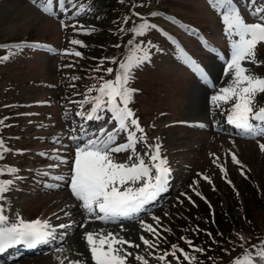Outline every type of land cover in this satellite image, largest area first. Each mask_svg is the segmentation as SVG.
I'll use <instances>...</instances> for the list:
<instances>
[{"label": "rangeland", "instance_id": "rangeland-1", "mask_svg": "<svg viewBox=\"0 0 264 264\" xmlns=\"http://www.w3.org/2000/svg\"><path fill=\"white\" fill-rule=\"evenodd\" d=\"M165 1H167L163 3L165 10L179 15L189 23L199 25L203 35L208 34L211 41L220 45V51L205 56L202 54L201 42L204 41L201 37L194 40L186 32H182V41L201 60L203 64L199 61V65L206 69L215 86L211 88L196 72L194 74L189 72L184 66V61L175 54L174 49L165 48L164 53L161 51L160 55V48L154 42L146 49L150 59L133 71V76L141 74L140 79L142 76V83L137 85V91L133 95V99L139 100V110L145 117V120L141 119L139 124L144 129L147 144H159L160 154L167 160L166 166L170 169V175L166 188L170 192L168 194L166 190L161 192L163 202L142 219L133 221V224L136 223V231L139 234L134 238V243L137 244L139 241L141 247L135 250L127 245L122 246L132 253V256L127 259V264H141L135 259L136 256H143L148 264H177L176 259L171 255L163 262L157 257L163 255L165 251L171 252L169 248L180 237L179 230L183 231V228L192 219L200 221L199 224H201L206 222V218H210L205 216V209H200L197 206L199 203L197 199L203 195L211 201L214 199V193L221 195L223 198L220 199L226 202L228 208L230 207L229 213L240 219L244 214L237 209L234 200V198L239 200V197L249 209L258 207V211L250 214V217L259 219L264 215V200L257 195L255 186H252V181H258L264 195V151L260 147L261 144H264V137L250 138L239 132H233L228 127L227 118L234 101L227 104L220 102L219 107L211 102V97L217 95L221 88L233 84L232 74L225 75L223 72L230 59L229 41L231 38L225 34V25L222 23L221 15L209 5L208 0ZM81 2V0H72L69 3L66 0L65 10L60 8L59 0H53L52 11L54 8L57 15L49 16L37 5H34L31 0H0L1 42L28 39L55 50V52L40 53V55L39 52L34 51V54L20 58L18 63L0 68L4 78L3 88L7 95L4 97L3 106L18 108L21 112L16 114L17 111H15L14 114L11 112L6 114L9 115L6 123L15 125L23 120L26 129L29 128L30 131L34 132L40 128L42 132L55 135L56 138L49 139L50 148L46 147L45 151L47 149L57 151L56 156L45 158L42 167H40L41 165L37 167L39 160L32 156L23 159L8 158L13 164L31 163L35 169L34 174H37L38 177V180L31 179L30 176L24 174L21 179L23 184L21 190L9 189L5 194V199L0 200V208L3 209V214L8 217L9 224L16 222L18 217L26 222L44 218L42 221L45 220L49 223L51 210L57 212L59 206L65 209L76 204L70 196L71 192L64 185L70 181L72 162L78 146L84 147L90 141L107 139V134L110 133L114 134L116 145L127 143V133L119 131L111 112L107 110L101 119L96 117L95 113L94 117L89 120L84 111L77 109V100L74 97L80 98L81 95L78 96V94L84 91L86 95H91V92H87L86 89L89 87L87 85L91 81L92 71L83 59L91 57L96 61H101L107 53H117L118 51L121 53L117 62L119 64L129 57H133L131 51L135 47H129L128 50H116L118 45L107 48L100 46V41H94L97 39L84 38L80 42L91 43L98 49L90 48V45L75 49L74 44L71 43L73 41L72 30L62 27L57 21L67 19L64 17L70 13L75 15L81 13L83 11ZM73 3L76 5L75 7H73ZM233 4L238 7L247 23H254L257 19L251 15V12L253 8L264 7V0H257L254 5L251 0H233ZM86 6L87 11L94 9L96 12L97 10L96 5ZM165 18L170 19L167 16ZM55 20L57 21L55 22ZM165 22L169 23L168 20ZM109 27L107 26L106 29H110ZM171 27L178 32L181 31L173 24ZM102 36L111 39L113 35L104 33ZM140 39V36L136 37V41ZM157 39L159 40V38ZM126 40V36L122 37L120 45L125 46ZM262 47L264 48V44ZM75 52H80L81 55L76 56ZM30 53L32 52L30 51ZM4 56L7 55L3 53L2 57ZM260 60L258 61V52H256V62H244L243 66L250 73L264 77V59L260 58ZM69 64L80 65L79 70L75 72ZM74 75L80 78L79 82L71 81L74 79ZM18 100L20 101L19 105L12 102ZM57 104H59L58 113H45L48 109L57 107ZM66 106H69L70 110ZM260 106H264V94H258L255 98V107ZM36 113L41 114L38 116L39 119L29 123V116ZM19 114L26 115L20 117ZM201 124L204 127H200ZM85 128L87 132H85ZM75 131L76 135L73 134ZM140 135L142 134L137 133V136ZM90 136H94V138L91 139ZM58 137L68 140L70 143L64 142L65 144H63L59 142ZM18 142L17 147L22 144L35 145L37 143L34 141L21 142V140ZM54 144H56L55 148ZM147 144L141 142L136 145V154L143 157L146 162L148 157L144 153L148 151ZM36 145H40V143ZM62 145H66V148H58ZM28 148L30 149L31 146ZM111 155L118 163L131 164L133 162L129 159V156L132 155L130 152ZM233 155L239 163L233 162ZM60 160H66L67 163H60ZM221 169L224 171L222 172ZM19 171L27 172L24 167ZM56 176H62L63 179L56 180L54 179ZM138 186L134 185V187ZM64 193H68V198L63 201L61 196ZM35 214L39 215L37 219L33 218L36 217ZM87 218L94 222L96 216L92 217L91 215ZM154 218H158L159 224ZM100 221L113 226L110 229H95L88 232H101L104 235H107L108 232L117 233L116 236L124 239L125 232L119 230L125 223H128L127 221L108 223L103 219ZM241 223L237 219V224ZM66 224L70 225L71 223ZM144 225H152L160 232L163 239L151 235L145 230ZM69 227L66 230L62 228L59 233L68 231L67 236L70 235L73 228ZM114 227L116 229H113ZM200 228H204L207 235L206 227L192 224L191 235L194 239L201 232ZM141 236L159 246L154 249L146 247L140 240ZM64 237L62 236L60 239ZM207 237L210 238V234L204 236L201 243H205ZM50 253H53L52 250L47 248L41 255L21 258L13 261L12 264H61V262L62 264H76L78 261L71 251H61L53 258L48 257ZM6 255L14 256L16 250L8 249ZM177 256L180 257V264H188L182 256L178 254Z\"/></svg>", "mask_w": 264, "mask_h": 264}, {"label": "snow or ice", "instance_id": "snow-or-ice-1", "mask_svg": "<svg viewBox=\"0 0 264 264\" xmlns=\"http://www.w3.org/2000/svg\"><path fill=\"white\" fill-rule=\"evenodd\" d=\"M31 2L45 14L54 15L53 0H39V3L38 0H31ZM67 2L71 3L72 0H67ZM256 2L257 0H251L253 5ZM208 3L221 15L222 23L225 25V34L231 38L229 41L231 54L224 74L231 73L233 80L231 86L221 88L217 95L212 96L211 102L219 107L220 102L227 104L234 101L227 118L228 123L250 138L264 137V127H260L264 125V106L255 107L256 96L264 94V77L250 73L243 66L244 62H256L257 46L264 43V7L253 8L251 15L258 22L247 23L238 8L234 6L233 0H208ZM65 4L66 0H59L61 9H65ZM75 6L73 3V7ZM154 28L155 25L142 22L134 25L131 31L135 35L142 36L146 31ZM71 43L80 44L81 42L73 40ZM137 51L140 50L137 49ZM74 55L80 56L81 53L75 52ZM181 56L183 61L192 67L203 81L208 82L209 74L204 68L183 50H181ZM8 58V56H4L0 60L6 61ZM149 59V53L144 51L142 55L129 57L120 62L115 79L104 80L94 89L98 95L92 100L86 97L84 101L93 105L92 114L106 108L112 113L119 131L127 133V143L125 144L116 145L114 134L110 133L107 134V139L90 141L84 147L78 146L75 151L70 176L72 195L81 202V206L87 214H95L100 219L127 217L139 212L146 203L151 202L159 193L163 192L168 184L170 169L166 166V158L160 154V145L147 144L144 129L135 118L134 111L129 107L133 95L137 91L130 87L133 71ZM112 62L116 63L115 60ZM106 72L111 75L113 69L108 68ZM92 90L90 89V91ZM88 118L91 119L92 115L90 114ZM200 127H204V125L201 124ZM137 133L142 135L137 136ZM141 142L147 144L148 151L144 153L148 157L147 162L136 154V145ZM260 147L264 151V144H261ZM3 149L4 143L0 141V150ZM120 152L132 153L129 159L133 162L131 164L116 162L111 154ZM232 159L233 162L239 163L235 155L232 156ZM59 162L67 163L66 160ZM4 171L0 170V175H3ZM7 171L14 173L16 170L10 168ZM221 171L224 170L221 169ZM54 179L62 180L63 177L56 176ZM11 184L12 180L0 181V200L5 199V194L9 191ZM134 185L139 186L134 187ZM154 219L159 224L158 218ZM83 226L81 225V227ZM50 227L47 221L26 222L19 217L16 222L9 224L8 217L3 214V209L0 208V253L17 244L34 246L37 243L46 242V239L52 235L48 231ZM57 227L64 228L65 225L61 224ZM144 228L154 237L163 239L160 232L152 225H144ZM84 238L94 264H127V259L132 256V253L118 246L126 244L129 248L140 247L139 244L134 245L131 241L119 238L114 233L104 235L86 232ZM140 240L148 248L154 249L159 246L143 236L140 237ZM186 243L195 252L203 251V249L194 247L190 240ZM178 252L188 264H194L196 261L195 256H190L175 244L171 245V252L165 251L157 259L163 262L171 255L176 259L177 264H180ZM135 259L141 264H148L143 256H136ZM76 264H81V262L77 261ZM232 264H264V246L254 252L245 250L244 255L233 260Z\"/></svg>", "mask_w": 264, "mask_h": 264}, {"label": "trees", "instance_id": "trees-1", "mask_svg": "<svg viewBox=\"0 0 264 264\" xmlns=\"http://www.w3.org/2000/svg\"><path fill=\"white\" fill-rule=\"evenodd\" d=\"M101 2L102 5V12L96 18L99 23H94V27L89 29V32L82 33L80 28L75 29L76 31L73 32V40H83L82 34L85 36V39L94 40L99 42L100 46L103 47H113L108 43L111 39H106L102 36V34L106 33L103 29V24L106 22H111L114 25L115 30L121 29L124 32V20L119 18L120 12H127L128 17L126 20L127 27L130 29L133 28L134 25H138L140 23H136L139 20L138 14L134 13L139 11L141 13L149 14L151 16L155 14L159 8L164 9L158 0H97ZM158 2V3H157ZM133 6V7H132ZM132 7V8H131ZM102 27V29H100ZM84 28V27H83ZM132 32V31H131ZM102 33V34H101ZM101 35V36H100ZM113 37V36H112ZM23 40V39H18ZM1 42V41H0ZM8 42V41H6ZM90 45V46H89ZM75 49H78L84 46H89L90 48L98 49L96 46H92V44H88L84 42L80 44L73 45ZM20 49H10L6 51V55L9 57L8 60L3 61L0 67L9 66V63L12 64L15 60H17L18 52ZM14 53V54H13ZM111 54V55H110ZM110 55L107 60L106 56ZM105 58H102L101 61H96L93 58H86L83 59L87 65L92 68L94 79H98L100 76H104L106 74V67L112 68L115 65L112 61L115 60L116 63L120 59L121 53L117 51L107 53ZM100 72V73H99ZM1 82V78H0ZM1 85V83H0ZM90 92V91H89ZM4 93L0 89V141H3L4 147L6 146H16L19 140L21 142L29 141L28 138L30 137V132L26 129V124L22 120L18 124H13L10 127H6V119L5 115L9 112L13 113L17 111L16 114L21 113L18 108H6L3 106L4 101ZM28 144H22V146L17 147L18 149H25L28 148ZM1 181V180H0ZM252 186H255L257 191V195L260 196L264 200L263 189L260 188L259 182H253ZM236 193V192H235ZM239 197V195H238ZM204 198V199H203ZM214 198V199H213ZM213 201L207 199L205 195L198 198L197 201L199 202L198 207L200 209H205L206 211L205 216H209L210 218L205 219V223L199 224L200 221H194L192 219L191 222L187 223L184 230L179 232L180 237L174 243L180 249L188 251L192 256L196 257V260L200 264H232V261L238 257H242L244 255L245 250L254 252L259 250L261 246H264V215L259 219L250 217V214H254L258 211V207L255 206L250 208L242 203V200L239 197V200H235V204L237 209L243 212L242 219L237 218L236 216H232L229 212V208L226 205V202L220 198L221 195L214 193ZM219 199V201H217ZM226 200V199H225ZM221 203V209H220ZM226 206V207H225ZM229 206V205H228ZM224 209H223V208ZM261 209V208H260ZM248 211V212H247ZM202 215V213H201ZM237 219L241 221V224H237ZM260 220V222H258ZM192 224H196L200 227L207 228V235L210 234V238L207 237V241L205 243H201V240L206 235L205 229L200 228L201 232L199 235L194 239L191 235V226ZM191 241L192 245L196 248L203 249L202 252H195L186 241ZM179 253V252H178Z\"/></svg>", "mask_w": 264, "mask_h": 264}, {"label": "bare ground", "instance_id": "bare-ground-1", "mask_svg": "<svg viewBox=\"0 0 264 264\" xmlns=\"http://www.w3.org/2000/svg\"><path fill=\"white\" fill-rule=\"evenodd\" d=\"M215 65H217V64H215ZM224 70H223V72H224ZM69 180H70V177H69ZM64 186L66 187L67 190L69 189V191L71 192L70 182ZM70 196H72V198L74 199L76 204L73 206H70L68 208H65V209H63L62 206H59V209H57V212H52V210H51L50 220H49L50 223H48V224H55L58 221H75L74 223H71L70 225L65 223V227L63 228L66 230V229H68V226H70L73 229L71 230L70 235L67 236L68 231H65V232H67L64 234L65 237L61 238V239H57L56 244L52 248H49V250H52L53 253L48 254V257L53 258L56 255H58L61 251H63V252L71 251V252H73L75 257L78 259V261L81 262V264H93V261L91 259V253L88 250L87 243L85 242V238H84L85 233L88 231H93L95 229H97V230L110 229L113 225L112 226L106 225L101 221H94V222L89 221L87 217L91 216V215L87 214L84 211V209L81 206V202L76 200V198L72 195V192H71ZM67 198H68V193H64L61 196V200H63V201L67 200ZM42 219H44V218H40L39 220L42 221ZM103 220L107 221L105 218ZM133 223L134 222H131V221L128 223H125V225L122 227L123 229L121 228L119 231L125 232V236H124L125 240L131 241L134 243V238L137 237L139 234L136 231V229H137V227L135 225L136 223L135 224H133ZM81 225H84V226L81 227ZM61 229L62 228H58L59 231ZM113 229H116V228L114 227ZM118 234H120V233H118ZM116 235H117V233H116ZM120 235L123 236L122 234H120ZM138 242H137V244H139ZM134 245H136V243H134ZM118 247H122V246H118ZM140 247H141V245H140ZM140 247H139V249H140ZM133 248L135 250L138 249L136 247H133ZM46 250L47 249H45L43 251H46Z\"/></svg>", "mask_w": 264, "mask_h": 264}]
</instances>
